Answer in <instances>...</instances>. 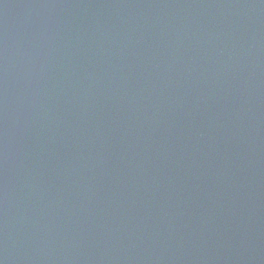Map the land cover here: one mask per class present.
I'll use <instances>...</instances> for the list:
<instances>
[{"label":"water","instance_id":"water-1","mask_svg":"<svg viewBox=\"0 0 264 264\" xmlns=\"http://www.w3.org/2000/svg\"><path fill=\"white\" fill-rule=\"evenodd\" d=\"M0 264H264V0H0Z\"/></svg>","mask_w":264,"mask_h":264}]
</instances>
